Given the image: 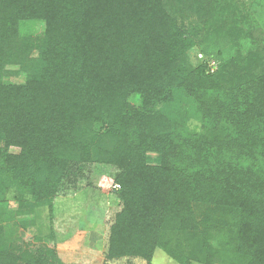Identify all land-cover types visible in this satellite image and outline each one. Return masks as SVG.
Listing matches in <instances>:
<instances>
[{
	"label": "trees",
	"instance_id": "trees-1",
	"mask_svg": "<svg viewBox=\"0 0 264 264\" xmlns=\"http://www.w3.org/2000/svg\"><path fill=\"white\" fill-rule=\"evenodd\" d=\"M90 165L121 207L70 264H264V0H0V264H66L22 236Z\"/></svg>",
	"mask_w": 264,
	"mask_h": 264
},
{
	"label": "rangeland",
	"instance_id": "rangeland-1",
	"mask_svg": "<svg viewBox=\"0 0 264 264\" xmlns=\"http://www.w3.org/2000/svg\"><path fill=\"white\" fill-rule=\"evenodd\" d=\"M22 28L24 33L43 30L42 24L36 22H27ZM198 52L193 50L190 53L194 61L201 57ZM209 64L213 65V60L209 59ZM19 79L13 78L16 81ZM113 174L111 168L90 165L86 177L75 188L64 190L57 196L52 214L47 208L42 209L35 218V224L24 229V243H34V238L40 236L45 244L52 246L54 243L46 237L52 231L58 255L64 263H96L103 260L109 226L121 207L113 190ZM9 206L14 207L15 204L10 202ZM134 263L143 264L144 261L135 259ZM152 263L178 264L161 249L155 250Z\"/></svg>",
	"mask_w": 264,
	"mask_h": 264
}]
</instances>
